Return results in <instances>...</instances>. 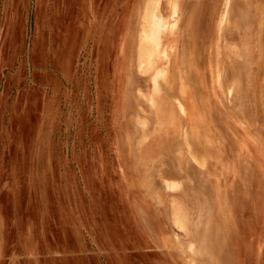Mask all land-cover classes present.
Here are the masks:
<instances>
[{
	"label": "rangeland",
	"instance_id": "1",
	"mask_svg": "<svg viewBox=\"0 0 264 264\" xmlns=\"http://www.w3.org/2000/svg\"><path fill=\"white\" fill-rule=\"evenodd\" d=\"M148 1L0 0V264H264V0Z\"/></svg>",
	"mask_w": 264,
	"mask_h": 264
},
{
	"label": "bare ground",
	"instance_id": "2",
	"mask_svg": "<svg viewBox=\"0 0 264 264\" xmlns=\"http://www.w3.org/2000/svg\"><path fill=\"white\" fill-rule=\"evenodd\" d=\"M168 1L170 2V0H168ZM230 2H231V0H225L223 13L221 15V19L219 22L220 26H222L227 20ZM148 5L150 7L149 8L150 11L152 12V18L149 17V15H148L150 12L143 9L142 15H141V20H140V27L141 28H140V31L138 34V40L139 41L141 40L144 42H142V44H141V41H140V44H138V46L143 45V43L146 42L148 47H153L155 45V42H157V44H158V43H160L161 40L165 39V35H164L165 27H164L163 23L160 21L161 19H163L164 15L161 13V11L159 9V5H158L157 0H149ZM151 9H154V10L152 11ZM173 12L177 13V10H174ZM153 15L155 16L154 18H153ZM156 15H157V17H156ZM155 18H157V19H155ZM156 20L159 24L155 23ZM137 48H139V47H137ZM138 59H140V58H138ZM142 63L143 62L141 60H139V65H143ZM166 71L167 70L165 69L164 72H166ZM162 78H165V74L163 75ZM152 79H154V78H152ZM154 82L155 83H157V82H156V80H153V82H152L154 87H155L157 84H154ZM159 83L160 82H158V86L160 85ZM153 85H152V87H153ZM178 103L180 105V106H178V107H180L179 109L186 112V108H185L184 104L180 100H177V104ZM191 248L193 249L194 246H191Z\"/></svg>",
	"mask_w": 264,
	"mask_h": 264
},
{
	"label": "crops",
	"instance_id": "3",
	"mask_svg": "<svg viewBox=\"0 0 264 264\" xmlns=\"http://www.w3.org/2000/svg\"><path fill=\"white\" fill-rule=\"evenodd\" d=\"M93 13H94V12H93ZM11 259H12V258H11ZM11 262H12V261H11ZM16 262H17V261L13 260V262H12V263H13V264H16Z\"/></svg>",
	"mask_w": 264,
	"mask_h": 264
}]
</instances>
